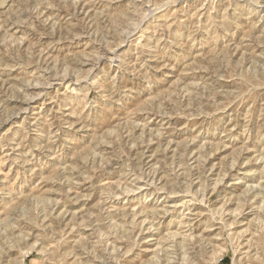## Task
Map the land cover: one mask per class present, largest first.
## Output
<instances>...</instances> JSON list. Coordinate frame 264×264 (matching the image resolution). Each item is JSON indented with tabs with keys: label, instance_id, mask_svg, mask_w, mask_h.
Wrapping results in <instances>:
<instances>
[{
	"label": "rangeland",
	"instance_id": "374dc122",
	"mask_svg": "<svg viewBox=\"0 0 264 264\" xmlns=\"http://www.w3.org/2000/svg\"><path fill=\"white\" fill-rule=\"evenodd\" d=\"M0 264H264V0H0Z\"/></svg>",
	"mask_w": 264,
	"mask_h": 264
}]
</instances>
